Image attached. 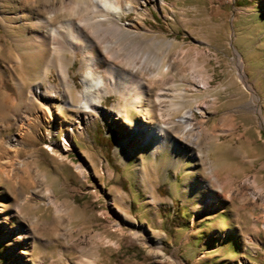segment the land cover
I'll list each match as a JSON object with an SVG mask.
<instances>
[{"label": "rangeland", "instance_id": "1", "mask_svg": "<svg viewBox=\"0 0 264 264\" xmlns=\"http://www.w3.org/2000/svg\"><path fill=\"white\" fill-rule=\"evenodd\" d=\"M20 1L0 0V17L5 10L17 19ZM62 1L68 0L30 6L48 17L49 4ZM146 8L121 17L139 33L137 63L110 62L146 78L150 99L163 92L156 106L166 115L157 120L199 104V143L187 156L150 159L147 149H130L126 127L105 119L74 138H64L66 126L57 119L38 122L34 115L32 129L21 135L16 125L3 127L0 230L25 225L31 232L0 242V264H264V0H163ZM69 16L59 14L55 24ZM3 24L0 91L6 88L16 102L5 63L14 49ZM146 56L155 64H146ZM79 68L78 59L69 68L77 89ZM49 79L58 82L53 69ZM118 100L112 94L104 105ZM3 113L0 126L21 120L7 121ZM210 196L223 202L204 209ZM16 244L18 254L10 255Z\"/></svg>", "mask_w": 264, "mask_h": 264}, {"label": "bare ground", "instance_id": "2", "mask_svg": "<svg viewBox=\"0 0 264 264\" xmlns=\"http://www.w3.org/2000/svg\"><path fill=\"white\" fill-rule=\"evenodd\" d=\"M36 1L21 0V7L13 10L17 19L5 17V10L0 17L11 34L9 47L14 49L12 62L5 63L12 72L10 79L19 93V98L13 102L12 93L6 88L0 91V110L9 116L7 121L21 119L0 126V133L3 127L12 125L19 128V135L31 130L29 120L34 115L38 122L50 123L57 119L66 126L64 138H74L75 134L82 135L83 128L86 130L98 119H105L108 123L126 127L130 135L126 143L129 142L130 149L133 152L138 146L147 149L150 159H162L166 152L177 157L191 153L190 147L201 139L194 120L196 111L204 114L202 107L196 104L195 109L188 108L180 116L157 120L158 114L161 117L166 115L162 106H156V102L161 103L164 98L163 92H158L154 100L150 99L146 78L137 77L110 62L116 59L130 67L137 63L136 50L140 42L136 36L139 33L134 23H121V17L129 12L145 14L148 2L163 0H99L98 3L96 0H68L62 1L59 6L49 4L48 9L44 6L50 13L48 17H43L41 12L31 7ZM65 12L70 16L55 24L58 15ZM14 21L18 24L12 25ZM2 47L5 48L0 44V59L5 52H2ZM76 59L80 61L81 89L74 87L69 75L70 64ZM154 60L147 56L144 58L146 64L154 63ZM165 67L161 73L168 70V66ZM52 69L57 73V83L49 79ZM112 94L118 95L119 100L112 108H106L105 98ZM180 108V103L173 105L175 110ZM66 111L73 116L72 121L67 120ZM21 112L23 115L20 116ZM138 114L141 119L136 121ZM8 142L19 144L18 137L9 138ZM221 202L223 199L210 196L204 209ZM21 230L30 231L25 225L14 226L7 233L0 230V242H7L11 235L23 239ZM18 246L10 247V255L18 254ZM20 264L33 262L27 259Z\"/></svg>", "mask_w": 264, "mask_h": 264}]
</instances>
